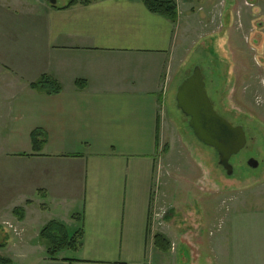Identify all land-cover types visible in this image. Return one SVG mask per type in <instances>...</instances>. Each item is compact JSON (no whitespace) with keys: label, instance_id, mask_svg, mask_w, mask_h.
Here are the masks:
<instances>
[{"label":"crops","instance_id":"1","mask_svg":"<svg viewBox=\"0 0 264 264\" xmlns=\"http://www.w3.org/2000/svg\"><path fill=\"white\" fill-rule=\"evenodd\" d=\"M188 1L176 0L173 23L141 0H0V255L16 264H208L166 256L153 232L177 37L198 13L219 16L207 0L201 11ZM43 75L62 91L33 89ZM52 221L80 233L77 249L48 255L40 233Z\"/></svg>","mask_w":264,"mask_h":264},{"label":"rangeland","instance_id":"2","mask_svg":"<svg viewBox=\"0 0 264 264\" xmlns=\"http://www.w3.org/2000/svg\"><path fill=\"white\" fill-rule=\"evenodd\" d=\"M200 1H188L187 8L198 3L195 9L201 11ZM207 1L219 16L214 21L208 8L182 22L176 73L165 83L153 232L169 242L166 256L185 253L208 264H264V0H244L239 7L236 0ZM69 2L57 0V5ZM198 65L216 110L246 132L247 145L232 157L230 176L176 104L179 85ZM250 158L259 166L251 167Z\"/></svg>","mask_w":264,"mask_h":264},{"label":"water","instance_id":"3","mask_svg":"<svg viewBox=\"0 0 264 264\" xmlns=\"http://www.w3.org/2000/svg\"><path fill=\"white\" fill-rule=\"evenodd\" d=\"M47 1L51 5L57 4V0ZM176 104L189 118V127L197 139L217 152L219 165L227 175H232L234 166L231 159L246 147V132L242 125L232 124L216 111L207 92L201 66H196L179 85ZM248 164L255 168L259 166V161L250 158Z\"/></svg>","mask_w":264,"mask_h":264},{"label":"trees","instance_id":"4","mask_svg":"<svg viewBox=\"0 0 264 264\" xmlns=\"http://www.w3.org/2000/svg\"><path fill=\"white\" fill-rule=\"evenodd\" d=\"M94 0H70L66 7L73 6L78 3L90 4ZM147 9L154 13L161 15L173 23L177 22L179 16L178 4L176 0H141ZM54 7L56 5H53ZM77 86L82 89L86 86L85 80H78ZM31 87L39 92L47 94H58L62 91V86L60 83L51 76L43 75L38 81L31 84ZM42 131L36 129L32 133V141L34 148H41L45 143V138L42 135ZM24 212L23 209H17V213ZM79 235L76 233L73 237H69L66 229L63 225L52 221L45 225L41 230L40 236L47 246V253L51 258H56L57 255L65 249L73 248L77 249L79 245ZM156 245L164 252L169 250V242L167 239L161 235H156ZM5 241V240H4ZM0 242V249L6 246L5 242ZM0 264H16L10 258L0 255Z\"/></svg>","mask_w":264,"mask_h":264}]
</instances>
